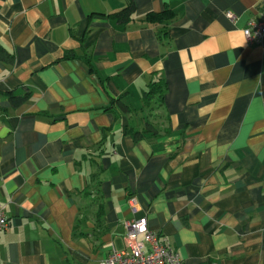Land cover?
<instances>
[{
    "label": "crops",
    "instance_id": "obj_1",
    "mask_svg": "<svg viewBox=\"0 0 264 264\" xmlns=\"http://www.w3.org/2000/svg\"><path fill=\"white\" fill-rule=\"evenodd\" d=\"M128 1L0 0V264H99L140 218L186 264H264V49L243 33L264 0H133L112 16ZM158 75L159 134L134 141ZM91 174L100 222L80 198Z\"/></svg>",
    "mask_w": 264,
    "mask_h": 264
},
{
    "label": "built area",
    "instance_id": "obj_2",
    "mask_svg": "<svg viewBox=\"0 0 264 264\" xmlns=\"http://www.w3.org/2000/svg\"><path fill=\"white\" fill-rule=\"evenodd\" d=\"M227 17L233 20L235 15L228 12ZM243 33L248 44H257L264 49V17L248 20ZM130 202L134 204V200ZM123 225L125 249L120 251L112 249L99 264H186L165 238L147 230L144 218L124 222ZM10 226L11 222L5 214V207L0 204V232L6 231ZM140 234L143 235V241L138 239ZM200 264L217 263L205 261Z\"/></svg>",
    "mask_w": 264,
    "mask_h": 264
},
{
    "label": "trees",
    "instance_id": "obj_3",
    "mask_svg": "<svg viewBox=\"0 0 264 264\" xmlns=\"http://www.w3.org/2000/svg\"><path fill=\"white\" fill-rule=\"evenodd\" d=\"M134 11V3L133 0H129L127 2V5L120 9L118 12L113 13L112 16H118L121 21L129 19L130 15ZM168 11H163L159 13H149L147 15V18H151V20L163 18L165 13ZM75 54L72 52H66L65 57H74ZM0 61L6 64H11L13 62V55L8 52L4 47L0 45ZM166 83L164 78L161 75H158L156 77H152L147 84L146 88L142 91V99L145 104V107L149 111V117L141 130H136L132 128L126 129V133L130 134L132 139L134 141H139L141 139H150L155 138L159 134V128H157L156 122L159 121V118L161 117L160 114L154 113L153 111L157 109H161L163 103V95L165 93ZM29 90L28 88H23L22 91H13L6 93L8 100L10 104L13 107H17L24 103L28 97H29ZM115 103L117 104V107L119 110L123 113H129L131 109L124 104L120 98L115 99ZM157 120V121H156ZM97 174H91L87 182L85 184V187L83 188L82 192H80V198L81 200H88L89 205H96L97 212H96V220L97 222H100V217L102 214L101 211V204L100 199L97 193ZM93 198H90L91 195ZM76 228V226H75Z\"/></svg>",
    "mask_w": 264,
    "mask_h": 264
},
{
    "label": "rangeland",
    "instance_id": "obj_4",
    "mask_svg": "<svg viewBox=\"0 0 264 264\" xmlns=\"http://www.w3.org/2000/svg\"><path fill=\"white\" fill-rule=\"evenodd\" d=\"M154 113H157V114H161V109H157V110H155V111H153ZM92 197L93 196H95L94 194L93 195H91Z\"/></svg>",
    "mask_w": 264,
    "mask_h": 264
}]
</instances>
